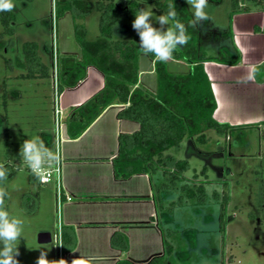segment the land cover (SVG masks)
<instances>
[{
    "label": "rangeland",
    "instance_id": "1",
    "mask_svg": "<svg viewBox=\"0 0 264 264\" xmlns=\"http://www.w3.org/2000/svg\"><path fill=\"white\" fill-rule=\"evenodd\" d=\"M82 1L87 11L84 14L73 15L72 10H66L55 18V0H13L14 33L0 38V164L9 169L8 179L0 182V186L8 193L7 210L24 222L16 257L19 264H36L41 252L53 262L63 259L54 182L52 179L47 183L33 180L19 153L23 142L32 136H41L49 148L54 144L52 95L53 89L56 93L58 71L55 51L59 56L80 51L74 34L75 24L85 27L86 39L99 35L96 0ZM138 1L140 9L148 8L153 12L151 23L160 28L155 18L164 13L156 9L157 0ZM208 2L209 20L197 24L190 35V44L197 47L198 55L204 51L213 53L217 45L228 39L226 25L231 0ZM185 3L193 19L190 5L186 0ZM134 19L135 15L129 17L120 12L113 37L138 42L139 36L132 28ZM167 27L165 25L164 30ZM2 29L0 23V32ZM24 41L38 44V53L50 67L52 81L19 77L26 71L21 50ZM47 46H51V58L44 53ZM221 52L225 55L222 49ZM5 59H9V65ZM203 132L209 138L206 142L187 138L179 155L188 160L181 177L192 182L194 174L198 175L206 192L202 200L188 198L182 206L177 201L173 204L174 245L179 255L167 264H264V143H260L261 137L254 127L233 130L228 137L218 136L212 129ZM204 167L208 181L202 177ZM41 231L50 232V242L37 241Z\"/></svg>",
    "mask_w": 264,
    "mask_h": 264
},
{
    "label": "crops",
    "instance_id": "2",
    "mask_svg": "<svg viewBox=\"0 0 264 264\" xmlns=\"http://www.w3.org/2000/svg\"><path fill=\"white\" fill-rule=\"evenodd\" d=\"M238 4L239 10L229 11L226 25L228 39L224 44L217 45L213 53L204 51L200 54L204 59L216 57L214 60H203L202 67L214 97L212 117L218 122L227 123L231 131L254 127L261 137V130L264 129V0H238ZM124 29L127 30L126 27ZM221 49L225 55L220 56ZM50 52L51 46H47L44 53L51 58ZM55 53L59 58L74 57V53L77 55L74 57L76 61L81 59L82 54L81 48L80 51L60 56ZM236 56H239L236 63L228 62V59ZM220 57L227 60L222 62L218 59ZM165 66L173 74H184L190 70L189 64L183 60L174 59ZM252 67L255 68L254 73ZM250 74L253 78L249 80L247 77ZM51 78L49 69L47 79H38L52 81ZM137 83L151 94L156 92L154 59L143 53L138 56ZM103 86V74L95 67L87 66L84 77L76 86L64 87L60 93H55L53 89V109H62L65 123L60 141L53 128L54 144L50 147L56 150L58 146L61 151L60 169L58 175L52 178L58 208V240L60 242L61 227L66 232H72L75 239L73 248L62 254L63 259L68 264L74 258H85L87 264H115L119 260L142 264L153 257H161V264H167L178 254L173 236L172 214L175 205L168 209L178 197H181V206L188 201L179 186L202 184L206 190L202 181L199 182L198 175L194 174L193 181L188 182L180 173L175 188L161 193V207L158 208L156 186L162 182L168 183L175 174L169 160L184 159L188 162L179 154H182L187 143L185 140H195V136L184 137L177 151L172 148L164 151L165 166L156 163L154 170L136 173L128 178H116L112 159L118 151V135H130L139 128L137 122L117 116L127 103L116 101L105 107L77 137L72 138L67 132V122L74 115V109ZM15 96H19L18 92ZM261 142L264 143L262 137ZM203 172V179L208 181L205 167ZM31 176L38 181L33 174ZM57 187L60 195H57ZM114 232H120L126 238V250L111 246L110 237ZM167 243L172 249L169 254L166 253Z\"/></svg>",
    "mask_w": 264,
    "mask_h": 264
},
{
    "label": "trees",
    "instance_id": "3",
    "mask_svg": "<svg viewBox=\"0 0 264 264\" xmlns=\"http://www.w3.org/2000/svg\"><path fill=\"white\" fill-rule=\"evenodd\" d=\"M170 2L175 4L177 19L185 25L190 36L195 28L191 24L192 17L185 0H157L155 7L166 14ZM84 4L82 0H55L54 17H61L66 10H72L73 15L84 14L87 12ZM94 9L99 13L98 37L92 40L86 39L85 27L74 25L75 38L81 47V59L76 61L73 56L56 57V66L58 65L56 93H60L64 87L76 86L84 77L87 66L95 67L104 76V86L74 109V115L67 122V132L70 137H77L108 105L116 101L127 103V106L118 111L117 116L137 122L139 128L130 135H118V151L112 159V166L114 176L123 179L136 173L154 170L153 165L156 163L165 166L164 151L169 148L177 151L186 136H195L196 141L204 143L209 139L203 132L206 129H212L218 136H227L231 132V127L227 123L218 122L212 117L215 102L210 82L203 71L202 61L214 60L216 57L208 56L204 59L202 55H198L197 47L191 45L189 39L185 46L177 48L174 59L188 63L190 70L184 74H173L166 69L165 63L158 62L152 54H148L150 59H154L157 80L156 92L151 94L137 83L138 56L142 53L139 49V41L113 37L119 13L125 12L129 17L134 16L140 10L139 1L96 0ZM237 10H239L238 0H231V12ZM14 19L15 15L12 11H0V23L3 28L0 38L14 33L11 25ZM152 24L156 27L154 23ZM37 48L38 44L35 41H24L21 44L26 71L19 77H49V67L42 62ZM218 59L222 62L227 60L223 57ZM228 60L236 63L239 56ZM5 63L9 65V59H5ZM2 96L4 97L5 93ZM261 137L264 140V129L261 130ZM169 161L174 167L175 174L170 177L168 183L162 182L156 186L155 198L158 208L161 207V193L168 188H175L178 174L188 167V162L184 159ZM192 186L182 184L179 189L187 198L202 200L203 185ZM213 195H217L216 191ZM177 203H181V197H178ZM173 204L172 202L168 210H171ZM74 244L73 233L66 232L64 227H61L62 254L73 248ZM110 244L120 250L127 248V240L120 232L111 235ZM171 250V245L167 243L166 253L169 254ZM161 260V257H153L142 264H161ZM115 264L135 263L119 260Z\"/></svg>",
    "mask_w": 264,
    "mask_h": 264
},
{
    "label": "clouds",
    "instance_id": "4",
    "mask_svg": "<svg viewBox=\"0 0 264 264\" xmlns=\"http://www.w3.org/2000/svg\"><path fill=\"white\" fill-rule=\"evenodd\" d=\"M192 10L193 19L191 24L196 27L202 21L209 20L206 9L209 7L208 0H186ZM13 0H0V11H11L14 8ZM166 14L155 19L160 24L156 28L151 23L153 12L148 8L140 9L135 13L132 28L139 36V49L145 55L152 54L158 62L167 63L174 60V52L178 47L185 46L190 36L187 34L185 25L177 19L175 4H168ZM167 29L164 30V26ZM251 71L254 73L255 68ZM250 74L247 79H252ZM246 82V81H241ZM20 157L30 169L33 176L40 182H47L51 175L50 169L54 166L59 169L61 164V151L57 146L53 150L46 146L41 136L36 135L25 140L20 148ZM9 169L0 164V182L8 179ZM8 196L6 190L0 186V264H19L16 257L19 255L18 244L23 235L24 222L22 219L10 214L5 206ZM36 264H68L64 259L50 261L46 253L41 252ZM71 264H87L85 258H74Z\"/></svg>",
    "mask_w": 264,
    "mask_h": 264
},
{
    "label": "built area",
    "instance_id": "5",
    "mask_svg": "<svg viewBox=\"0 0 264 264\" xmlns=\"http://www.w3.org/2000/svg\"><path fill=\"white\" fill-rule=\"evenodd\" d=\"M53 112L55 115V118H54L55 135L57 139L60 141L62 139V133L65 129V123L63 121V111L59 107H54ZM59 169H60V165H59ZM59 169L57 170V167L55 166L50 169L51 175L48 178L47 182H49L50 179L58 175ZM38 182L40 181L38 180ZM47 182H40V183H47ZM57 195H60L59 187H57Z\"/></svg>",
    "mask_w": 264,
    "mask_h": 264
},
{
    "label": "water",
    "instance_id": "6",
    "mask_svg": "<svg viewBox=\"0 0 264 264\" xmlns=\"http://www.w3.org/2000/svg\"><path fill=\"white\" fill-rule=\"evenodd\" d=\"M37 241L39 243H48L51 241V234L48 231H41L37 234Z\"/></svg>",
    "mask_w": 264,
    "mask_h": 264
}]
</instances>
